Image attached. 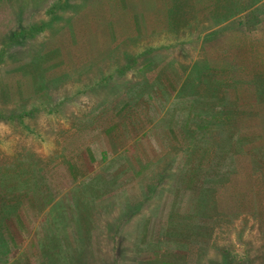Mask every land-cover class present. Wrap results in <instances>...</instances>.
<instances>
[{
  "label": "rangeland",
  "instance_id": "rangeland-1",
  "mask_svg": "<svg viewBox=\"0 0 264 264\" xmlns=\"http://www.w3.org/2000/svg\"><path fill=\"white\" fill-rule=\"evenodd\" d=\"M195 1L0 0V264H264V0L237 70Z\"/></svg>",
  "mask_w": 264,
  "mask_h": 264
},
{
  "label": "crops",
  "instance_id": "crops-1",
  "mask_svg": "<svg viewBox=\"0 0 264 264\" xmlns=\"http://www.w3.org/2000/svg\"><path fill=\"white\" fill-rule=\"evenodd\" d=\"M215 4V6H214ZM237 2L236 3H232V1L230 0H207V1H200L197 2L195 1V5H197L201 12H206V14H208L209 16V20H211L212 22H217V26L219 29L221 28H225L226 31L228 32V27H229V23H231L232 21H234V27H233V31H229L230 33H227L226 31L224 32V36L221 37V35H223V33L219 34V36H213L212 38H216L215 41L218 40V51L219 53H226L225 52V45L228 46L229 51L227 52V56L223 57V54L220 55L217 59L218 60H209L210 57L207 56V59H205V61H203L202 63L205 64L204 67L205 68H222V69H235L237 70ZM210 6V7H209ZM214 6V7H213ZM234 6V7H233ZM233 7V8H232ZM231 9H233V13L231 14ZM198 11V10H197ZM254 22V20L252 21ZM225 33H227V35H225ZM220 38V39H219ZM214 42V41H213ZM224 47H221V46ZM210 46H208L206 43L203 45V48H201L203 50V53L208 54ZM244 52V50H240V52ZM256 49H254V53H256ZM246 52V51H245ZM251 53V51H248ZM209 60V62H208ZM255 64L252 65V68L254 67ZM187 68V67H186ZM225 74V72H224ZM226 75V74H225ZM231 76V75H230ZM230 76H218L217 79L215 78H211L208 83H210L212 86H218V89L222 92L225 91V87L226 85H228L229 83H235L237 84V76L235 77H230ZM250 83V87H252L255 82L253 80H248ZM256 90V89H255ZM238 96V93H237ZM193 98V96H192ZM194 99V98H193ZM238 100V97H237ZM219 107V106H218ZM240 108L238 109L237 107V116L243 117L244 114L242 111H239ZM253 110V109H252ZM245 111V110H244ZM241 114H240V113ZM242 119V118H241ZM223 120V119H222ZM222 120H218V123H221Z\"/></svg>",
  "mask_w": 264,
  "mask_h": 264
},
{
  "label": "trees",
  "instance_id": "trees-1",
  "mask_svg": "<svg viewBox=\"0 0 264 264\" xmlns=\"http://www.w3.org/2000/svg\"><path fill=\"white\" fill-rule=\"evenodd\" d=\"M148 237H149V236H148V230H146V231H145V239L148 240ZM147 240H146V241H147Z\"/></svg>",
  "mask_w": 264,
  "mask_h": 264
}]
</instances>
